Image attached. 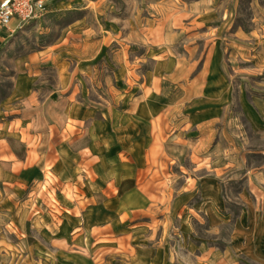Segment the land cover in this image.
Masks as SVG:
<instances>
[{
	"label": "rangeland",
	"instance_id": "1",
	"mask_svg": "<svg viewBox=\"0 0 264 264\" xmlns=\"http://www.w3.org/2000/svg\"><path fill=\"white\" fill-rule=\"evenodd\" d=\"M0 32V264H264V0H46Z\"/></svg>",
	"mask_w": 264,
	"mask_h": 264
},
{
	"label": "built area",
	"instance_id": "2",
	"mask_svg": "<svg viewBox=\"0 0 264 264\" xmlns=\"http://www.w3.org/2000/svg\"><path fill=\"white\" fill-rule=\"evenodd\" d=\"M46 0H0V32H14L26 22L42 15Z\"/></svg>",
	"mask_w": 264,
	"mask_h": 264
}]
</instances>
